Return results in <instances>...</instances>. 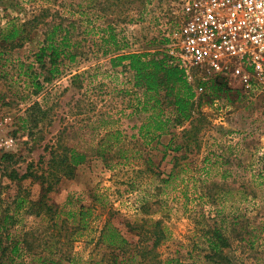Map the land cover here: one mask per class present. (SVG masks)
<instances>
[{
    "label": "rangeland",
    "instance_id": "374dc122",
    "mask_svg": "<svg viewBox=\"0 0 264 264\" xmlns=\"http://www.w3.org/2000/svg\"><path fill=\"white\" fill-rule=\"evenodd\" d=\"M180 9L178 0H0V264H99L112 257L97 246L108 221L142 248L155 221L166 232L132 264H264V88L248 87L242 71L197 77L187 119L162 91L170 123L152 140L141 131L144 89L128 63L112 65L164 50ZM15 25L21 37L5 42ZM54 27L66 43L55 75L48 55L36 57ZM71 151L87 156L72 175L62 163ZM87 209L89 227L73 241Z\"/></svg>",
    "mask_w": 264,
    "mask_h": 264
},
{
    "label": "built area",
    "instance_id": "2783aa9c",
    "mask_svg": "<svg viewBox=\"0 0 264 264\" xmlns=\"http://www.w3.org/2000/svg\"><path fill=\"white\" fill-rule=\"evenodd\" d=\"M178 1L182 19L163 51L188 81L242 71L248 87L264 88V0Z\"/></svg>",
    "mask_w": 264,
    "mask_h": 264
},
{
    "label": "trees",
    "instance_id": "16d2710c",
    "mask_svg": "<svg viewBox=\"0 0 264 264\" xmlns=\"http://www.w3.org/2000/svg\"><path fill=\"white\" fill-rule=\"evenodd\" d=\"M22 26H14L11 31L5 35V42H14L21 37L23 30ZM60 29L54 27L52 32L46 37L44 44L36 54L37 61L39 63L44 62L46 55L49 56L53 66H55L54 75L59 71L56 67V62L62 55L66 43L65 39L56 42V36L59 34ZM110 40L112 44L119 49L116 37L111 30ZM166 44L168 40L164 41ZM49 53V54H48ZM172 59L168 54L162 51H156L155 53L147 52H127L120 54L112 59L113 67L122 66L128 63V67L135 74L136 86L144 89V101L142 102V108L139 112H149V116L146 118L145 123L141 128L145 134H153L152 140L160 136L167 131V127L170 123V119L164 116L161 107L160 94L162 91H166L167 97L172 99V105H174L176 114L183 118L189 117V109L192 106V100L195 96L193 86L188 81V78L181 68L171 63ZM52 71V70H51ZM225 81V80H214ZM37 83V82H36ZM37 91L40 90V86L34 84ZM153 103V104H152ZM150 107V108H149ZM187 134H190V130H187ZM170 145V144H169ZM168 145V146H169ZM167 146V147H168ZM181 148V147H180ZM87 156L79 152L71 151L70 156H65L62 163L65 166V173L73 174L74 170L86 162ZM22 178H26L23 176ZM21 178V179H22ZM84 209V208H83ZM92 215L91 210L87 209L86 212L81 211V218L79 219V225L72 232L73 241L83 236V230H87L89 227V220H85ZM160 222H154V230L151 231L150 240L152 246L143 247L130 243L121 233V231L114 226L111 222H107L102 230V233L98 239L97 246L104 245L112 251V257L106 259L104 256L99 264H132L137 257L151 256L161 246L163 242L167 240L166 232L159 229ZM139 229V228H137ZM141 234V233H140ZM138 234V235H140ZM143 234V233H142ZM71 237V238H72ZM214 249L217 248V244H214ZM149 249V251H148ZM19 244H15L11 249V256H20ZM154 258V257H153ZM106 261V262H104ZM138 264H141L138 263ZM166 264V263H165Z\"/></svg>",
    "mask_w": 264,
    "mask_h": 264
}]
</instances>
